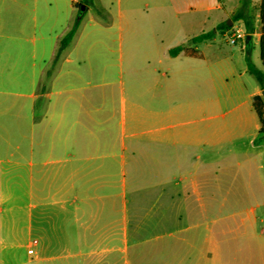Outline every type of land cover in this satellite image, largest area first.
Instances as JSON below:
<instances>
[{"label": "crops", "instance_id": "crops-1", "mask_svg": "<svg viewBox=\"0 0 264 264\" xmlns=\"http://www.w3.org/2000/svg\"><path fill=\"white\" fill-rule=\"evenodd\" d=\"M42 1L45 11L40 0L0 5V15L9 2L15 15L28 11L31 17L12 37L16 102L6 106L0 99V129H14L12 136L0 135V264L5 242L25 232L27 248L35 250L30 264H253V239L264 222L257 214L261 203L231 201L229 190L219 201L216 189L228 179H214L213 161L215 147L259 138L253 98L264 87L247 62L236 71L228 59L224 101L238 103L228 121L215 125L214 34L192 41L217 29L227 33L242 21L231 19L248 1L115 0L105 23L97 22V0ZM79 10L80 25L49 72ZM250 14L252 45L258 42L261 58L264 0L260 30L253 8ZM4 31L0 23L1 85L10 62L5 38L11 36ZM239 46L246 49L245 40ZM97 47L104 55L97 56ZM176 47L182 50L173 56ZM187 93L188 107L167 106L171 94ZM179 113L190 118L177 120ZM131 176L140 195L134 205ZM167 195L172 200L163 201ZM215 207L221 219H214ZM236 207L244 209L230 210ZM257 249L264 255L262 245Z\"/></svg>", "mask_w": 264, "mask_h": 264}, {"label": "rangeland", "instance_id": "rangeland-1", "mask_svg": "<svg viewBox=\"0 0 264 264\" xmlns=\"http://www.w3.org/2000/svg\"><path fill=\"white\" fill-rule=\"evenodd\" d=\"M24 1V0H23ZM93 1V0H92ZM92 1H87L89 4H92ZM245 7V13L248 19L251 20L252 16L250 12H252L253 8V19L255 16L257 17L258 21L255 24L257 28L260 30L261 22H260V0H253V7H250L249 0ZM246 1V2H247ZM3 0H0V5L2 4ZM85 2V1H83ZM40 5L38 6L40 11L43 9L45 11V3L44 1L40 0ZM11 4L9 2L3 3V12L0 15V23L4 25V32L6 35L11 36V38H5L6 44V58L9 59L10 62L6 67V77L3 81V85L0 82V89L6 91V95H4L1 101L6 106H12L16 102V95L15 93L18 91L16 87V83L13 80L12 72V61L14 55L18 52L14 50V41L13 36L17 34L15 30L16 26L26 22L28 19V23L30 20V13L26 11L21 15L14 14V7H10ZM115 6V0H97V22L105 23L109 22L110 20V9ZM249 6V7H248ZM32 7V6H31ZM30 7V8H31ZM28 8V9H30ZM81 12L80 10L78 11ZM77 12V13H78ZM30 17V18H29ZM31 22V20H30ZM235 26H240L241 28H245L244 21L237 22ZM30 30V29H29ZM29 32V36H31V32ZM116 46V53H117V45ZM202 49V47H199ZM213 59H214V89H213V100H214V122L215 125L221 126L223 122H226L232 116L230 112L231 108L237 105V101L233 102H225L224 98L227 95V79L224 75L226 71V65L228 66V59L232 58L236 64V71L242 70L243 65L247 62V58L249 57L252 62H254L260 70L264 71V67L261 63L260 58V46L256 40L254 41L253 45H251L250 52H247L246 49L242 50L237 44H231L229 42V34L225 33V31H221L217 29L214 33L213 37ZM124 54V66L126 67V57H127V48H123ZM104 55L103 48L97 47V56ZM135 76L136 79V87H143V64L138 62L135 63ZM51 71L54 69L52 63L49 65V70ZM253 81H255L254 76H250ZM46 79V77H45ZM47 81V79H46ZM131 86V85H127ZM190 93H187L185 96L182 97H175L174 94H171L167 100V106L170 107H178L180 103L185 104L187 107L192 102ZM190 118L188 114L184 115L183 117L179 116L177 120H187ZM174 122V117L168 119L167 121ZM13 135L14 129L11 127L6 128L5 130L0 129V135ZM247 151L249 153L257 152L258 156L242 158L241 156H236L235 152ZM235 155V156H234ZM214 168L218 170V174L215 175L214 179H228L223 183L222 189H216V195L218 196L219 201L222 200L223 197L227 195V190H229V198L231 201H238L242 200L246 202V205H253L255 203V199L261 203V207L257 209V214L259 215V219H264V142L259 139H253L249 141H245V143H241L238 145H234L233 143L227 144L223 147H215L214 153ZM229 169L230 176L227 177L222 174L221 170ZM253 170H257V173L253 176ZM239 171V172H238ZM131 194L130 198L133 201V205L139 199L140 195L137 192V180L136 176H131ZM228 187V188H227ZM168 194V193H167ZM255 195V196H254ZM147 197V196H146ZM256 197V198H254ZM172 200L170 196H165L163 201ZM243 207H236L231 208L230 210L233 212H238L243 210ZM24 216V215H23ZM213 217L214 219H221L222 212L219 207H215L213 210ZM236 219H239L238 217ZM168 226V225H167ZM167 229V227H166ZM264 230V222H258L256 228L257 236L253 239V264H264V255H259L257 247L262 245L264 247V234L262 231ZM168 231V229H167ZM154 234H157L159 231H153ZM163 230L160 229V233ZM11 241L5 242V261L4 264H30V254L28 253V242H29V234L23 233L20 240L10 243Z\"/></svg>", "mask_w": 264, "mask_h": 264}, {"label": "trees", "instance_id": "trees-1", "mask_svg": "<svg viewBox=\"0 0 264 264\" xmlns=\"http://www.w3.org/2000/svg\"><path fill=\"white\" fill-rule=\"evenodd\" d=\"M86 3H88L87 1L89 0H84ZM92 1V0H90ZM260 20H263V0H260ZM82 13H79L76 15L71 28L69 29V31L63 36V38L60 40L58 49L55 53V57L53 58L52 61V66L53 68L56 66L60 55L62 53V51L64 49H66L69 44L71 43L79 25L80 22L82 20ZM232 22H236L239 20L244 21V26H245V32L246 34H252L254 33V28L252 26V20L248 19L246 16V13L244 10L240 9L239 11H237V13L232 17ZM228 26V25H227ZM214 34V32H208V33H203L195 38L192 39L193 42H200L202 39L206 38V37H212ZM182 50V47H176L174 49L170 50V54L175 56L177 55L180 51ZM261 59H262V63L264 66V49H263V41L261 39ZM247 67L248 70L251 74H253L256 79L258 80V82L261 84L262 87H264V71L258 69L253 62L250 60V58H247ZM51 71V69L49 70V72ZM253 106L254 109L259 117L260 123H261V128L259 131V139H261L264 142V98L262 97V95H257L253 98Z\"/></svg>", "mask_w": 264, "mask_h": 264}, {"label": "built area", "instance_id": "built-area-1", "mask_svg": "<svg viewBox=\"0 0 264 264\" xmlns=\"http://www.w3.org/2000/svg\"><path fill=\"white\" fill-rule=\"evenodd\" d=\"M227 34H229V42L231 44H237L239 41H244L245 40V32L240 26H232L228 31ZM38 243L37 239L32 240V246ZM28 253L34 254L35 250L33 247L28 248Z\"/></svg>", "mask_w": 264, "mask_h": 264}, {"label": "water", "instance_id": "water-1", "mask_svg": "<svg viewBox=\"0 0 264 264\" xmlns=\"http://www.w3.org/2000/svg\"><path fill=\"white\" fill-rule=\"evenodd\" d=\"M84 8H85V6L82 5V6H81V11H83ZM230 24H231V22H230ZM251 45H252V34H247V35L245 36V48H246L247 52H250V50H251ZM261 95H262V97L264 98V89L262 90Z\"/></svg>", "mask_w": 264, "mask_h": 264}]
</instances>
